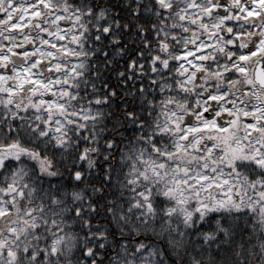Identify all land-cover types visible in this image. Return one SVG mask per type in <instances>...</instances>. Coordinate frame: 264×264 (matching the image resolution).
Masks as SVG:
<instances>
[{"label":"snow or ice","instance_id":"1","mask_svg":"<svg viewBox=\"0 0 264 264\" xmlns=\"http://www.w3.org/2000/svg\"><path fill=\"white\" fill-rule=\"evenodd\" d=\"M0 264H264V0H0Z\"/></svg>","mask_w":264,"mask_h":264}]
</instances>
